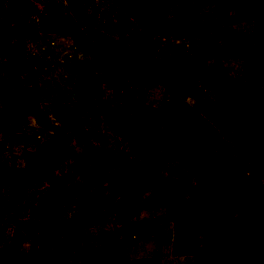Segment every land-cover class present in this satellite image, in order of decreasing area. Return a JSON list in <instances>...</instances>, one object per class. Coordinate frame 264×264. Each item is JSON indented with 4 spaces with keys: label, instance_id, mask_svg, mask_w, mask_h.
I'll use <instances>...</instances> for the list:
<instances>
[{
    "label": "rangeland",
    "instance_id": "374dc122",
    "mask_svg": "<svg viewBox=\"0 0 264 264\" xmlns=\"http://www.w3.org/2000/svg\"><path fill=\"white\" fill-rule=\"evenodd\" d=\"M205 1L158 15L195 5L198 37L137 26L143 0H0V264H264V160L232 146L264 98V0ZM186 58L202 71L171 83Z\"/></svg>",
    "mask_w": 264,
    "mask_h": 264
},
{
    "label": "trees",
    "instance_id": "16d2710c",
    "mask_svg": "<svg viewBox=\"0 0 264 264\" xmlns=\"http://www.w3.org/2000/svg\"><path fill=\"white\" fill-rule=\"evenodd\" d=\"M145 1V4L142 5V3L137 2L134 6H132L133 14L134 16V22L137 26L140 28H143L144 30L153 31L155 33H166V34H192L193 36L198 37H205L209 36L207 33L210 30V25L207 24V21H202L201 23L197 21H189L185 19L186 17H190L191 14L195 11V5H178L176 7L175 12H179L185 17L179 21V18L169 21V20H162L161 18H158V15L161 14L163 1L165 0H143ZM172 1V0H171ZM212 1V0H210ZM208 0H206L204 3H202L204 6H207L206 3ZM163 11V15H164ZM193 16V15H192ZM196 25L197 30L191 29V26ZM195 60L197 59H181L177 61L185 62L186 68L182 69L181 71H177L175 74L171 75L170 82L176 83L181 82L182 80L186 78H192L193 76H199L200 72L202 71V68L196 67L193 63H196ZM169 61V60H167ZM230 80L229 77H224V79ZM189 80V79H187ZM246 89V87H245ZM250 97L245 93L242 95V99H240V102H242L243 105H247V107L242 111L238 109L235 113V118L237 120V127L234 131V137L232 141V146L234 149V153L238 155V157L241 159L242 157H245L246 154L251 155L255 154L258 157H261V160H264V148L262 149V145H264V98H258L257 100H249ZM242 112V113H241ZM246 113H253L259 117L258 122H255L254 127H251V124L246 123L245 114ZM258 132V133H257ZM253 143V144H252ZM252 146L254 150H247L248 147ZM261 146V149L259 148ZM192 155L199 154V151H197L194 148L189 149ZM246 151L248 153H246ZM202 153V152H200ZM139 167V166H137ZM148 176V175H147ZM152 178L151 181L158 182L160 181V177H150ZM184 178L178 179V181L174 180L173 178L169 179L167 181L168 187L175 188L178 186L181 181H183ZM219 183V181L215 180V183ZM185 189L187 190V195L191 197L189 201L193 203L192 207L197 210L198 214H204V218L209 219L211 223L214 224L213 219H217L220 216L226 218V219H232L236 218L234 215L237 209L235 207H232L230 201L226 199H223V196L221 194L216 195L215 194V201L212 203L209 202V198L207 194L204 192L194 188V186H190L189 184H184ZM191 203V204H192ZM224 203V205H222ZM196 213V214H197ZM190 212L185 211L183 215H179L178 220H183L184 218H187L190 216ZM220 215V216H219ZM240 215H245L244 209L240 210ZM176 218V219H177ZM180 218V219H179ZM197 220V217L194 216L192 221ZM177 222V221H176Z\"/></svg>",
    "mask_w": 264,
    "mask_h": 264
}]
</instances>
